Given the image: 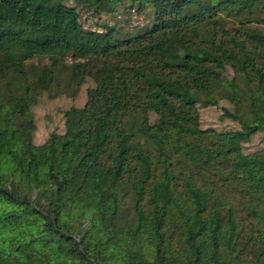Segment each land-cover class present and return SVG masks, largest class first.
<instances>
[{"label":"trees","instance_id":"16d2710c","mask_svg":"<svg viewBox=\"0 0 264 264\" xmlns=\"http://www.w3.org/2000/svg\"><path fill=\"white\" fill-rule=\"evenodd\" d=\"M123 2L151 24L80 26ZM262 25L264 0H0V264H264V149L243 151L264 137ZM86 79L34 145V95ZM198 106L240 129L202 130Z\"/></svg>","mask_w":264,"mask_h":264},{"label":"rangeland","instance_id":"374dc122","mask_svg":"<svg viewBox=\"0 0 264 264\" xmlns=\"http://www.w3.org/2000/svg\"><path fill=\"white\" fill-rule=\"evenodd\" d=\"M71 5V3L69 2ZM78 21L80 26L90 32L104 33L106 27H114L121 30L122 34H131L139 29L151 24L150 10L145 13L137 12V8L128 5L126 2L117 5L116 9L111 13L85 10L77 8ZM264 31V25L260 26ZM68 63L70 59L66 60ZM30 63L35 65H46L45 58H34ZM231 71L219 77L216 84L220 86L225 79L231 76ZM93 87L90 79H86L77 95L72 98L66 95L51 97L47 93H38L34 95L33 104L31 106V114L34 122L33 143L34 145H42L46 142L51 133L61 134L64 131V113L71 107L80 108L86 100V90ZM220 107L230 108L228 102L220 100ZM199 113L200 128L202 130H214L216 132H226L229 130H239L240 127L235 122L224 118L218 107H197ZM149 123L156 121L153 113L148 114ZM264 149V137L261 133L252 136L251 140L243 146L244 153H252Z\"/></svg>","mask_w":264,"mask_h":264},{"label":"built area","instance_id":"2783aa9c","mask_svg":"<svg viewBox=\"0 0 264 264\" xmlns=\"http://www.w3.org/2000/svg\"><path fill=\"white\" fill-rule=\"evenodd\" d=\"M93 33H95V32H93Z\"/></svg>","mask_w":264,"mask_h":264}]
</instances>
